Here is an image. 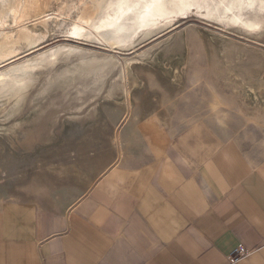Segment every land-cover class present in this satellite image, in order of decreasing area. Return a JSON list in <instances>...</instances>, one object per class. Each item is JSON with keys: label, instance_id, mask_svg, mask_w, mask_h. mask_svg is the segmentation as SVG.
Returning a JSON list of instances; mask_svg holds the SVG:
<instances>
[{"label": "rangeland", "instance_id": "rangeland-1", "mask_svg": "<svg viewBox=\"0 0 264 264\" xmlns=\"http://www.w3.org/2000/svg\"><path fill=\"white\" fill-rule=\"evenodd\" d=\"M201 3L168 13L154 31L141 30L121 46L60 31L0 63L5 69L58 45L78 46L84 57L140 61L130 68L126 86L111 91L115 79L124 82L118 80L120 67L99 81L84 72L71 82L73 73L63 71L75 68L82 55L62 54L42 70L15 118L0 113V205L70 208L110 165L136 156L134 148L148 139L164 145L192 127L234 137L249 156L264 159V3ZM213 4L218 14L209 10ZM89 135L99 138L91 153ZM78 154L86 161L99 157L89 178L79 176Z\"/></svg>", "mask_w": 264, "mask_h": 264}, {"label": "crops", "instance_id": "crops-1", "mask_svg": "<svg viewBox=\"0 0 264 264\" xmlns=\"http://www.w3.org/2000/svg\"><path fill=\"white\" fill-rule=\"evenodd\" d=\"M134 149L70 208L0 205V264H264V159L201 127Z\"/></svg>", "mask_w": 264, "mask_h": 264}, {"label": "bare ground", "instance_id": "bare-ground-1", "mask_svg": "<svg viewBox=\"0 0 264 264\" xmlns=\"http://www.w3.org/2000/svg\"><path fill=\"white\" fill-rule=\"evenodd\" d=\"M244 1L252 3L256 0ZM260 1L264 3V0ZM193 3L197 6L202 5L201 0H0V63L19 56L26 47L45 43L48 37L60 31H66L71 36L95 40L113 48L115 43H120L121 40L131 41L141 30L148 32L150 27H154V31L158 27L156 22L168 13L191 6ZM209 10L211 13L217 12L218 6L213 4ZM119 45L121 46V43ZM79 48L58 45L1 69L0 113L4 112L8 118H15L37 84L42 70L49 66L50 69L62 54L82 55L78 56L81 60L75 68L63 71L64 74L73 73L70 79H67L71 82L76 81L75 79L84 72L93 73L94 81H99L120 67L118 80L124 82L115 79L111 91L117 86L124 88L131 76L130 68L133 64L140 63L128 57L123 63L114 55L103 59L96 55L84 57V52ZM58 78L59 76L56 77ZM218 104L213 103L212 108L217 110ZM155 110L160 120L158 108ZM218 120L220 124L225 125V118ZM85 141L88 152L91 153V148L97 147L99 138L89 135ZM105 155L104 153L101 158ZM85 157L82 154L77 156L83 163L79 176L89 178L90 174L93 175L96 171L99 157L95 160L93 158L94 161H86Z\"/></svg>", "mask_w": 264, "mask_h": 264}, {"label": "built area", "instance_id": "built-area-1", "mask_svg": "<svg viewBox=\"0 0 264 264\" xmlns=\"http://www.w3.org/2000/svg\"><path fill=\"white\" fill-rule=\"evenodd\" d=\"M251 252L244 247L239 245L235 247L227 256V264H239L242 258L248 256Z\"/></svg>", "mask_w": 264, "mask_h": 264}]
</instances>
